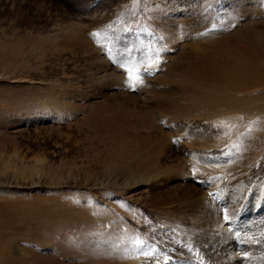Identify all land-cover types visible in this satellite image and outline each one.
<instances>
[{
  "label": "rangeland",
  "instance_id": "obj_1",
  "mask_svg": "<svg viewBox=\"0 0 264 264\" xmlns=\"http://www.w3.org/2000/svg\"><path fill=\"white\" fill-rule=\"evenodd\" d=\"M0 247L264 264V0H0Z\"/></svg>",
  "mask_w": 264,
  "mask_h": 264
},
{
  "label": "bare ground",
  "instance_id": "obj_2",
  "mask_svg": "<svg viewBox=\"0 0 264 264\" xmlns=\"http://www.w3.org/2000/svg\"><path fill=\"white\" fill-rule=\"evenodd\" d=\"M221 17V16H220ZM173 24L175 23L176 25L178 24V22L176 21L175 22V20H170ZM165 24V23H164ZM151 37H149V39H150ZM4 39V38H3ZM152 39V38H151ZM154 39V38H153ZM147 40H148V38H147ZM147 40H144L142 37H140L139 38V41H138V43L135 45V47H134V50L133 51H129V53H130V55L133 57L134 56V61H136V60H138V56H140V54L141 53H145V52H147V51H149L150 50V48H149V46H148V43H149V45L151 44L150 42H148L147 43ZM152 41H154V40H152ZM66 42H69V41H66ZM153 43V42H152ZM10 47V46H9ZM7 49H8V47H6ZM9 51V50H8ZM149 53V52H148ZM143 55V54H142ZM147 56V55H146ZM151 56V55H150ZM153 57V56H152ZM7 58V57H6ZM9 58V57H8ZM133 59V58H132ZM142 60V59H141ZM218 60H220L221 61V59H219L218 58ZM224 60V59H223ZM133 61V60H132ZM133 61V62H134ZM139 62H140V60H138ZM138 61H136V62H138ZM212 61H214V60H212ZM217 61V60H216ZM230 61V60H229ZM132 62V63H133ZM138 62V63H139ZM215 62V61H214ZM226 62V61H225ZM137 63V64H138ZM213 63V62H212ZM220 63V62H219ZM214 64V63H213ZM217 65H218V62L216 63ZM221 64H222V62H221ZM134 65V64H133ZM140 65V64H139ZM174 65H177L176 63H174ZM7 66V65H6ZM132 66V65H131ZM245 66H247V65H245ZM5 67V66H4ZM136 67V66H135ZM249 67V66H248ZM247 67V68H248ZM171 69H173L172 67H171ZM254 72V71H253ZM259 76V75H258ZM256 78V77H255ZM255 78H254V80H255ZM256 83V82H255ZM257 84V83H256ZM215 200V199H214ZM220 201H218L219 203V205L217 204V201L216 202H214L213 201V205L214 206H217V208H220L219 206L221 205V203L223 202V200H222V198L221 199H219ZM51 223V222H50ZM226 228H228L227 226H226ZM230 228H232V226L230 227ZM221 233V231L220 232H218V233H216L215 235H218V234H220ZM230 238H228L227 240H229ZM28 244H30V243H28ZM32 246V245H31ZM1 249H2V247H0ZM3 250V249H2ZM23 250H24V248H23ZM5 251V250H4ZM25 252H29V251H27V250H24ZM4 254V253H3ZM3 256V255H2ZM0 260H1V257H0ZM3 260V259H2ZM2 260H1V262H2ZM4 262V261H3ZM5 263V262H4Z\"/></svg>",
  "mask_w": 264,
  "mask_h": 264
},
{
  "label": "snow or ice",
  "instance_id": "obj_3",
  "mask_svg": "<svg viewBox=\"0 0 264 264\" xmlns=\"http://www.w3.org/2000/svg\"><path fill=\"white\" fill-rule=\"evenodd\" d=\"M121 67H123V65H121ZM125 71L128 72L129 87L135 89V87L138 84H141L143 82L140 75H139L138 70H136L134 68H126Z\"/></svg>",
  "mask_w": 264,
  "mask_h": 264
},
{
  "label": "crops",
  "instance_id": "obj_4",
  "mask_svg": "<svg viewBox=\"0 0 264 264\" xmlns=\"http://www.w3.org/2000/svg\"><path fill=\"white\" fill-rule=\"evenodd\" d=\"M36 248V246H34Z\"/></svg>",
  "mask_w": 264,
  "mask_h": 264
}]
</instances>
